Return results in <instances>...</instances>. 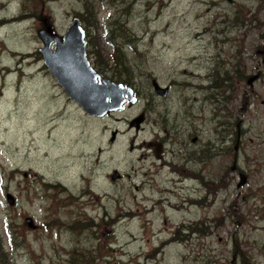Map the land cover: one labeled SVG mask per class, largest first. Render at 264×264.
Returning <instances> with one entry per match:
<instances>
[{
	"label": "rangeland",
	"instance_id": "rangeland-1",
	"mask_svg": "<svg viewBox=\"0 0 264 264\" xmlns=\"http://www.w3.org/2000/svg\"><path fill=\"white\" fill-rule=\"evenodd\" d=\"M122 1L0 0V264H264V0ZM74 17L135 104L86 115L49 73L37 31Z\"/></svg>",
	"mask_w": 264,
	"mask_h": 264
},
{
	"label": "water",
	"instance_id": "water-1",
	"mask_svg": "<svg viewBox=\"0 0 264 264\" xmlns=\"http://www.w3.org/2000/svg\"><path fill=\"white\" fill-rule=\"evenodd\" d=\"M42 46L39 52L43 64L49 73L60 85L66 96L76 102L82 110L92 116H104L111 111H116L125 103L134 104L137 100L132 87L121 82H115L102 77L91 66L86 57L85 32L77 18H73L63 35L55 33L50 26L37 31ZM258 73L246 79L248 87L258 78ZM152 88L155 95L165 97L169 91L168 86H161L156 79H152ZM144 120L143 114L135 117L130 123L138 129ZM115 133H112L111 140ZM155 153L159 156L161 145L156 144ZM119 177L116 170L110 178ZM246 177L239 173L238 187L245 184ZM8 204L13 205L15 199L11 193L6 194ZM25 224L35 229L36 224L30 216L24 217Z\"/></svg>",
	"mask_w": 264,
	"mask_h": 264
},
{
	"label": "flooded vegetation",
	"instance_id": "flooded-vegetation-1",
	"mask_svg": "<svg viewBox=\"0 0 264 264\" xmlns=\"http://www.w3.org/2000/svg\"><path fill=\"white\" fill-rule=\"evenodd\" d=\"M121 2H123L122 0H121ZM133 3V2H132ZM131 2L130 3H128V7H126L125 8V10L124 11H126V13H128L129 12V10L133 7V4H132ZM121 11V10H120ZM129 14V13H128ZM7 19L8 18H5V17H3V18H0V25H4V24H6L7 23ZM80 22V24H82L81 23V21H79ZM109 22V25L110 26H114V27H117L119 24H120V22H122L121 21V19L120 18H115V19H112V20H110V21H108ZM123 23V22H122ZM124 24V23H123ZM89 25H92L91 23H89ZM85 50H86V47H85ZM87 55V54H86ZM97 72L98 73H100L98 70H97ZM100 76H102V75H100ZM102 77H104V76H102ZM2 89H3V87H0V101L2 100V99H4V96H3V93H2ZM134 92L136 93V90L134 89ZM239 140H240V134L237 132V135H236V144H238L239 143ZM235 150H236V146H235ZM236 160H237V158H236V154L234 155V161H233V164H232V166H231V170L232 171H236V173H238V175H239V173H242L243 171H241V170H239V168H238V166H237V164H236ZM244 174V173H243ZM24 175H26V172H24ZM245 177H246V181H245V184H246V182H247V176L245 175ZM244 184V185H245ZM243 185V186H244Z\"/></svg>",
	"mask_w": 264,
	"mask_h": 264
},
{
	"label": "trees",
	"instance_id": "trees-1",
	"mask_svg": "<svg viewBox=\"0 0 264 264\" xmlns=\"http://www.w3.org/2000/svg\"><path fill=\"white\" fill-rule=\"evenodd\" d=\"M80 19L82 20L83 18L80 17ZM84 19L86 20L87 24L91 23V22H94L95 21V14L90 12V11H86L85 12V16H84ZM109 25V24H108ZM110 26V25H109ZM112 29H118V30H122L124 29V24L123 23H120L117 27L114 28V26H110ZM98 59H99V62L100 63H103V60L100 58V56L98 55ZM119 61V56H116V62ZM117 64H120V63H117Z\"/></svg>",
	"mask_w": 264,
	"mask_h": 264
},
{
	"label": "bare ground",
	"instance_id": "bare-ground-1",
	"mask_svg": "<svg viewBox=\"0 0 264 264\" xmlns=\"http://www.w3.org/2000/svg\"><path fill=\"white\" fill-rule=\"evenodd\" d=\"M74 18H77L79 21H81V19L79 18V17H74ZM73 20V19H72ZM80 23V22H79ZM81 25V24H80ZM82 26V25H81ZM115 28V27H114ZM84 29V28H83ZM84 32H85V30H84ZM85 36H86V32H85ZM85 40H86V38H85ZM86 44H87V40H86ZM113 81V80H112ZM116 82V81H115ZM151 85H152V82H151ZM153 89V88H152Z\"/></svg>",
	"mask_w": 264,
	"mask_h": 264
}]
</instances>
